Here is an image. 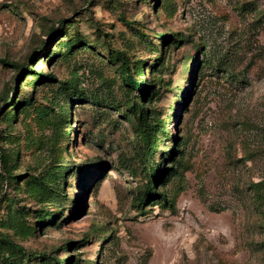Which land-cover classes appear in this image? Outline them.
Here are the masks:
<instances>
[{
	"label": "rangeland",
	"instance_id": "374dc122",
	"mask_svg": "<svg viewBox=\"0 0 264 264\" xmlns=\"http://www.w3.org/2000/svg\"><path fill=\"white\" fill-rule=\"evenodd\" d=\"M75 36L85 44L64 53ZM115 51L153 86L150 103ZM3 58L0 152L19 153L6 160L16 181L0 165L4 264H264V0H0ZM137 99L164 130L153 160L166 202L142 206ZM37 175L52 198L32 190Z\"/></svg>",
	"mask_w": 264,
	"mask_h": 264
},
{
	"label": "trees",
	"instance_id": "16d2710c",
	"mask_svg": "<svg viewBox=\"0 0 264 264\" xmlns=\"http://www.w3.org/2000/svg\"><path fill=\"white\" fill-rule=\"evenodd\" d=\"M62 25V24H61ZM163 37V40L166 41L168 36L166 35H160ZM167 37V38H166ZM166 43V46H168V44H170V41H166L164 42ZM164 43H162L161 45V51L159 52L160 55H162L164 53V51L166 50V47L163 48ZM172 43V42H171ZM62 44H64L65 49H64V53H67V51H71L74 50L76 47L84 45L85 44V40L81 39V37H73V38H68L66 41H64ZM152 46V43H150ZM59 48V47H58ZM163 48V49H162ZM46 49H48L46 47ZM61 52L58 50L55 52V55L53 57L61 56ZM108 58L111 62H117V73L119 75V77L123 80V82L125 83V85L128 87L129 92L133 91V90H138V92L141 94L142 99L147 100V104L151 102V91L153 89V86H146L142 81H137L131 74V69H130V65H129V61L126 58L125 54L119 51H115V53L112 52H108ZM160 59V58H158ZM138 62V61H137ZM0 63H2L3 65H10V63L5 59H0ZM136 69L140 70L141 67L138 65L139 63H136ZM152 67V66H151ZM150 67V68H151ZM23 70H25V72L31 73L33 72V69L30 68V66H26ZM157 72V70H159L158 68L155 69ZM193 76H194V72H193ZM20 80V79H19ZM44 80V81H43ZM48 80L54 81V77L51 73L49 74H45L42 75L41 73H37L36 75V82H46ZM59 84L61 82L57 81ZM153 82V81H152ZM61 84H63L62 88V94L66 93L67 91L68 96L70 98H72L73 96L70 94V91L73 90V88H75L74 86H70L69 84H67V82H62ZM17 85H18V80L16 79L13 87L8 91H12L13 93H15V95L18 94V90H17ZM80 96L83 95V93H79ZM144 101V100H143ZM21 102V101H20ZM18 101V103H20ZM72 101H70L68 104H71ZM16 105V104H15ZM20 105H22V107L20 108V110H24V108L28 105H31V100L27 101V100H23ZM129 108V112L131 113V115H133V132H134V137L136 139V142L138 144V155L139 157L142 159V161L144 162V166H146L147 168V172L145 175V183L142 185V187L139 189V191L136 193L135 197H134V203L142 206L145 205L146 203L154 200L155 198H161L162 200H164L166 202V198L163 196H161V194L159 193V191H156V186L158 183L162 182V178L164 176V170H158L156 168V165L154 164V160H153V153H155L156 148H157V144H158V139H157V134L160 133H164V130H162V126L159 122H157L156 120L153 119L152 115L149 113V108L146 106V104H141L139 102V100H131L130 104L128 105ZM36 112L38 115H42L44 113V109L41 107H36ZM71 112L72 109L70 107V111H69V117L71 116ZM17 117V115H12L11 111L10 113L5 115L6 120L5 121H11L13 122ZM131 120V118H130ZM164 137H166L165 135H163ZM175 141L173 143V145H171V150L173 153L178 152L176 149L174 150L176 144H177V138H174ZM18 151H12L11 152V156L10 153L7 154L4 150H2L0 152V165L2 166L4 172H5V177L4 178H9L14 181H16V178H14L13 176H11L9 173H7V161L9 158L10 162L13 161L12 158L16 159L18 157ZM172 155V154H171ZM8 157V159H7ZM170 157V156H169ZM169 159V158H168ZM166 158V160H168ZM9 166V165H8ZM68 172V171H66ZM33 179V186L31 187L33 191L37 192L39 191L41 194L45 193V195H47L48 197L52 198L51 196H53L54 194H56L55 189L52 186L47 185V182H44L43 177H40V175H37L35 177L32 178ZM43 219L45 218H49V214H47V212H43ZM52 216V214H51ZM40 216V218H42ZM52 218V217H51ZM54 219V217L52 218ZM48 220V219H47ZM50 220V219H49ZM4 238V237H3ZM11 247L14 248L17 251H23L22 248H20L18 245L10 243ZM68 245V243H67ZM1 248V246H0ZM66 262H70V257L67 258ZM0 264H4L3 259L0 256ZM8 264H14L13 262H9ZM74 264V263H73Z\"/></svg>",
	"mask_w": 264,
	"mask_h": 264
}]
</instances>
